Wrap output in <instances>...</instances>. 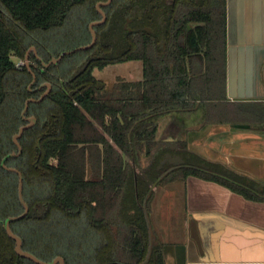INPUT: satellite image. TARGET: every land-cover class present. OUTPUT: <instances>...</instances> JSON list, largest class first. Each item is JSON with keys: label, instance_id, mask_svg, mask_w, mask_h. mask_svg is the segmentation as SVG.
<instances>
[{"label": "trees", "instance_id": "16d2710c", "mask_svg": "<svg viewBox=\"0 0 264 264\" xmlns=\"http://www.w3.org/2000/svg\"><path fill=\"white\" fill-rule=\"evenodd\" d=\"M98 1L107 0H0V264H34L16 255L3 229L23 207L18 176L1 161L17 153L12 137L26 123L25 101L42 91L27 90L33 77L16 61L30 46L45 61L56 56L60 51L49 52L40 35L67 26L79 10L92 21ZM103 9L95 44L72 53L82 58L69 70L60 68L67 55L44 72L30 55L33 89L45 82L52 89L28 105L25 115L36 124L19 138L21 154L5 162L21 173L28 205L10 228L22 250L43 261L165 264L149 226L154 188L196 177L264 201V189L255 192L260 186L199 158L179 140L183 128L171 127L176 114L224 99L226 0H112ZM131 61L141 63L139 81L108 87L93 76L94 69Z\"/></svg>", "mask_w": 264, "mask_h": 264}, {"label": "crops", "instance_id": "0c3cea01", "mask_svg": "<svg viewBox=\"0 0 264 264\" xmlns=\"http://www.w3.org/2000/svg\"><path fill=\"white\" fill-rule=\"evenodd\" d=\"M30 55L39 62L41 72L49 68L42 67L36 49ZM30 55L24 62L33 69L35 64ZM263 75L264 0H226L224 99L220 103H206L205 110L197 109V113L176 114L174 118L181 122V132L184 131L179 140H185L193 152L198 145L205 147L209 151L210 163L222 167H225L223 163L227 159L238 162L245 156L264 163V136L254 129L258 123V105L264 106L260 81ZM35 81L32 79L31 82L34 84ZM45 84H40L33 92ZM235 105L248 108L243 120L223 117V107L230 109ZM217 106L223 109L219 107L216 110ZM247 126L251 127L247 129ZM230 172L260 186L255 192L263 191L264 177L261 180L256 178V169L236 168ZM197 180L202 181L201 185H205L207 190L197 186L190 199L186 198L190 209L182 222L183 237L172 243L158 239L163 247H172L167 250L165 264H264V259L248 258L249 249L264 245V237L260 235L264 234V201L245 199L217 183L196 177L173 183H182L185 185L182 189L188 190V183H197Z\"/></svg>", "mask_w": 264, "mask_h": 264}, {"label": "rangeland", "instance_id": "374dc122", "mask_svg": "<svg viewBox=\"0 0 264 264\" xmlns=\"http://www.w3.org/2000/svg\"><path fill=\"white\" fill-rule=\"evenodd\" d=\"M106 2L98 1L91 5L90 11L91 10L93 11V13H91L92 14L91 18H93L92 21L90 20V18L88 19V17H90V13L85 12L84 10H79L78 13L74 16V19L67 26L61 29L55 30L53 32L40 35V41L42 42L44 41L46 43V47L49 52L60 51L56 56L51 57L47 61L40 59L41 63L46 64L52 58H57L59 54H61L62 52H65L61 50L71 49L77 46L72 49L74 50L81 46H86L89 41V38H91L90 24L93 22H100L102 20L101 13L105 15V18H106V13L103 8L109 6L111 2L107 4L106 6L105 5L98 6L99 3H106ZM105 21L106 19L103 22L105 23ZM96 26L98 25L92 26L91 28L92 30H94V32H95L94 28ZM34 49L35 48L33 46H30L27 48L26 53H25V57H27V59L29 58V55L34 51ZM72 50H69V51H72ZM71 54L72 53L68 54L64 60H62L64 58L63 56L56 63L58 64L61 60L63 61L60 64V68L62 67L63 71L69 70L73 65L77 64L82 58L81 54H74L70 56ZM25 57L22 60H24ZM56 64H52V65H56ZM24 67H26L27 69V66H24ZM40 69L41 67L39 65V70ZM31 71L32 73H34L32 69ZM93 76L96 79L103 81L108 87L118 82V79L125 81V82L139 81L141 79V63L136 62V61H131V62H125L122 64L120 63V64L108 65L101 71L94 69ZM45 83H48V82H45ZM31 84L33 83L31 82L27 86V90L29 92H33L34 90L33 89L34 84L33 85ZM45 92H46V89L45 87H43L40 96ZM49 93L50 91L48 92V95ZM219 107L220 106H217L216 110H218ZM220 108L221 109L224 108L225 113L223 114V117L225 118L228 117V118L237 119V120H243L244 113L245 111L248 110V108H246V106H243V105H235V107L230 108V109H227L225 107L223 108L220 107ZM24 117L31 118L33 116L27 117L26 115H24ZM166 123L167 122L165 121L159 122L160 132L158 133V136H160L161 134L164 135L163 134L164 126L166 128L167 127L166 125H168ZM12 142H13V137H12ZM12 154H15V153H12ZM168 156L169 155H167V162L168 161L171 162L172 155L169 157ZM5 162H4V166H6ZM235 167L238 169H242V170L244 169L246 170L248 168L256 169L257 175L255 177L260 180L263 179L264 177V163L263 161L261 162L260 159H253L250 156H245L243 159L242 158L239 159V161L235 164ZM201 183L202 181H198V180H197V183H192V184L188 183L187 185L188 190L182 189V188H185V185H182V183H170V182L167 183L165 186L162 185L161 187H158L157 189L154 188L156 190V191L154 190L156 197H155V200L153 201L152 208L150 211L151 213L149 215V226L151 228V233L153 237H155L157 240L166 239V242H169V243L179 241L181 237H183L184 231H183L182 222L184 220L185 213L188 212V210L190 209L189 206L187 205L188 200H186V198L190 199L193 190L197 186H199L202 190L206 191L207 187L205 185H201ZM176 186H178V188H176ZM179 186H181V188H179ZM22 187H23V184H22ZM183 190H185V192H183ZM66 244L68 243L66 242ZM51 261H44V262H51Z\"/></svg>", "mask_w": 264, "mask_h": 264}, {"label": "water", "instance_id": "95a60500", "mask_svg": "<svg viewBox=\"0 0 264 264\" xmlns=\"http://www.w3.org/2000/svg\"><path fill=\"white\" fill-rule=\"evenodd\" d=\"M111 2V0H107L106 3H99L98 6H101V5H107ZM101 16H102V20L100 22H93L90 24V34H91V41L89 44H87L86 46H81L79 48H76L72 51H65V52H62L61 54L58 55L57 58H52L48 63H41L42 67L44 69H46L47 67H49L50 65L52 64H56L63 56H66L70 53H75L77 51H84V50H87V49H90L93 47V45L95 44L96 42V34L94 32V30H92V26H95V25H101L102 23H104L103 21L106 19L105 18V15H103L101 13ZM25 66H27V69L29 71V73L32 75L33 77V82L35 81V74L32 73L31 71V67L28 63L25 64ZM45 88H46V92L43 93L38 99H28L25 101V104H24V108H23V111L21 113V117L23 120H25L27 123L23 126H21L17 132V134L15 136H13V143L14 145L17 147V153L15 154H9L8 156H6L5 158L2 159L1 161V167L9 172H12V173H15L17 176H18V187H17V190H18V199H19V202L21 203L22 207H23V213L20 214L19 216H15V217H9L5 220L4 224H3V229L4 231L6 232L7 236L14 241L15 243V247H14V251L16 253L17 256L21 257V258H24L26 260H29L31 262H33L34 264H64V261L61 257H57L55 259H53L51 262H44L40 259H38L36 256H34L33 254L29 253V252H26V251H23L22 250V240L20 239V237H18L17 235H15L12 231H11V228H10V224L12 222H15V221H18L22 218L25 217V215L28 213V205L25 203L24 199H23V194H22V184H23V178H22V175L21 173L17 170V169H14V168H7L6 166H4V162L8 159V158H14L16 157L17 155L21 154V147L18 143V140L19 138L21 137V135L23 134V132L29 128H31L33 125H35V118L31 117V118H25L24 115L28 109V105L30 103H40L46 96H48V92L50 91L51 89V85L46 83L45 84ZM172 247H168V246H165L163 247V255H164V258L166 259L167 258V250H170Z\"/></svg>", "mask_w": 264, "mask_h": 264}, {"label": "flooded vegetation", "instance_id": "af4514ba", "mask_svg": "<svg viewBox=\"0 0 264 264\" xmlns=\"http://www.w3.org/2000/svg\"><path fill=\"white\" fill-rule=\"evenodd\" d=\"M261 83H262V88H263V91H264V75H263V78L260 80ZM264 93V92H263ZM263 101H264V96H263ZM259 109L256 111V115H257V126L254 127V129L257 130L258 133H261V135L264 136V106L263 105H258ZM262 108V109H261ZM172 129L174 128H183L182 125H181V122L180 121H177L175 120V118L172 120ZM177 126V127H176ZM251 126H247V129H249ZM173 136V132L172 130H170V132H168L165 136H166V140L169 141L172 139V136ZM170 138V139H169ZM193 152V151H192ZM195 153L197 156H199V158H202L204 161H206L207 163H210V159H208V156H209V151L208 149H206L205 147H201V146H196L195 147ZM236 160L234 161L233 159H227L226 162L224 161L223 165L225 166L224 168L227 169V170H235L236 167H235V164H236Z\"/></svg>", "mask_w": 264, "mask_h": 264}, {"label": "snow or ice", "instance_id": "6c2138e0", "mask_svg": "<svg viewBox=\"0 0 264 264\" xmlns=\"http://www.w3.org/2000/svg\"><path fill=\"white\" fill-rule=\"evenodd\" d=\"M260 235L262 237H264V234H260ZM248 258H250V259H254V258L264 259V245H258L254 249H249Z\"/></svg>", "mask_w": 264, "mask_h": 264}, {"label": "built area", "instance_id": "2783aa9c", "mask_svg": "<svg viewBox=\"0 0 264 264\" xmlns=\"http://www.w3.org/2000/svg\"><path fill=\"white\" fill-rule=\"evenodd\" d=\"M23 66H25V62H24V60H22V59H19V60L16 62V64H15V67H16L17 69H21Z\"/></svg>", "mask_w": 264, "mask_h": 264}]
</instances>
